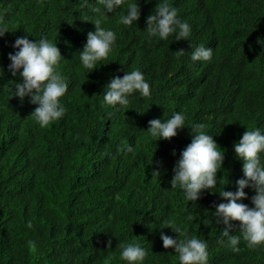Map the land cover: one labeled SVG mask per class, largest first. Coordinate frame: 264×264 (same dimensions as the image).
I'll return each instance as SVG.
<instances>
[{"label": "trees", "instance_id": "obj_1", "mask_svg": "<svg viewBox=\"0 0 264 264\" xmlns=\"http://www.w3.org/2000/svg\"><path fill=\"white\" fill-rule=\"evenodd\" d=\"M159 0H138L140 18L132 27L108 13L105 25L117 31L108 59L90 73L78 52L94 25L83 0H0V15L13 32L0 38V264H124L118 244L136 241L148 250L144 264H178L160 234L168 221L208 243V264H264V247L233 253L214 223L215 206L224 202L219 187L235 192L243 163L233 145L244 131L264 129V0H172L192 26V44L214 49L211 62L190 60V43L149 38L146 18ZM94 4L95 0H88ZM119 11V9H117ZM56 39L69 80L58 122L39 127L35 105L10 97L22 82L8 71V55L19 37ZM184 50L177 59L175 52ZM139 68L151 97H133L126 109L102 107L103 90L114 76ZM183 112L185 127L170 140L154 143L145 132L152 119ZM193 123L205 124L224 152L217 193L204 190L186 202L171 189L173 167L191 142ZM135 151H118L122 141ZM153 154V155H152ZM154 171L159 176L153 175ZM227 180V181H226ZM251 207V188L244 190ZM191 217V219H189ZM32 227H27L28 222ZM230 234L239 232L232 221ZM111 240V248L107 242ZM30 242H35V247ZM111 257V259H110Z\"/></svg>", "mask_w": 264, "mask_h": 264}, {"label": "clouds", "instance_id": "obj_2", "mask_svg": "<svg viewBox=\"0 0 264 264\" xmlns=\"http://www.w3.org/2000/svg\"><path fill=\"white\" fill-rule=\"evenodd\" d=\"M83 4L91 5L89 11L92 15H86L85 19L93 23L95 29L88 32L83 50L78 52L80 66L88 74L105 65L103 62L117 42V31L105 26L111 19L107 14L118 13L117 24L132 27L140 18V7L138 0H95L94 4L83 0ZM146 24L145 31L149 38L167 41L169 37H174L175 41H188L192 49L191 62L212 61L214 49L202 43L192 44V26L180 18L172 0H159L154 12L147 16ZM9 32H13L10 25L0 15V38ZM12 47L18 50L8 55V71L13 77L19 73L22 82L15 83L14 88L9 90L10 97H18L21 101L29 98L30 103L36 106L30 116L39 127L46 128L58 122L67 111L62 98L68 92L69 80L61 71V62L66 60L61 56L56 39L42 35L39 39L29 40L25 35L17 38ZM185 53L181 49L175 52V56L180 59ZM2 75L3 70L0 69ZM151 94L144 73L134 68L122 77L114 76L109 80L103 90L102 107L119 111L128 108L133 97L150 98ZM185 123L183 112H173L167 119L150 120L145 132L154 147L156 141L177 136L179 130L186 128ZM205 128L203 123L191 125V142L180 152L173 167L171 189H178L187 203L197 201L204 190L217 193L215 190L220 185L217 173L222 169L224 152ZM233 149L235 158L243 163V178L235 181V192L224 190L227 180L223 187H219L218 195L224 202L215 206L212 215L215 224L224 225L218 242L226 244L233 253H238L242 242L248 249L264 247V129L254 127L244 131ZM118 151L127 155L133 153L135 148L124 140ZM153 175L158 177L159 172L154 171ZM246 188H251L255 193L251 197V207L241 203L248 198L244 191ZM232 221L239 222L237 234H230ZM27 227H32L30 221ZM164 228H170L177 234L173 238L161 232L160 239L165 249L174 250L178 264H208V243L205 239L189 234L173 221H168ZM30 243L35 247V242ZM111 243L109 240L106 247L110 249ZM118 248L119 260L124 264H144L148 255V250L136 241L120 242Z\"/></svg>", "mask_w": 264, "mask_h": 264}]
</instances>
